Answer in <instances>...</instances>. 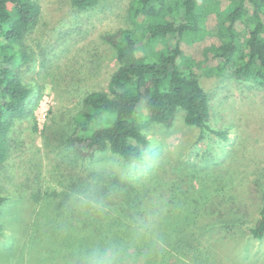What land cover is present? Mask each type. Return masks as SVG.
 Wrapping results in <instances>:
<instances>
[{
    "label": "trees",
    "instance_id": "trees-1",
    "mask_svg": "<svg viewBox=\"0 0 264 264\" xmlns=\"http://www.w3.org/2000/svg\"><path fill=\"white\" fill-rule=\"evenodd\" d=\"M99 1L71 5L87 11ZM41 19L36 0H0V237L7 223L26 225L21 242L14 231L4 263L87 264L103 248L117 250L120 264H216L225 237L212 233L227 221L220 213L225 200L216 202L208 184L195 189L191 176L185 188L180 181L126 180L93 169L86 179L70 176L53 189L37 176L34 186L22 183L28 216L5 214L7 180L16 174L11 158L20 153L12 128L31 116L33 89L23 77L37 65L31 36ZM103 44L112 49L116 70L105 88L84 92L68 117L55 121L61 126L54 137L72 165L86 158L95 164L106 152L139 165L152 126L171 128L181 116L201 137L209 130L211 98L200 74L264 87V0H133L128 24L105 33ZM260 201L249 233L264 240V192ZM26 241L34 260L26 259Z\"/></svg>",
    "mask_w": 264,
    "mask_h": 264
},
{
    "label": "rangeland",
    "instance_id": "rangeland-1",
    "mask_svg": "<svg viewBox=\"0 0 264 264\" xmlns=\"http://www.w3.org/2000/svg\"><path fill=\"white\" fill-rule=\"evenodd\" d=\"M36 1L42 11L41 24L31 36L37 65L33 73L23 77L33 89L31 116L12 128L19 135L20 153L10 160L16 174L7 180L9 191H2L9 198L5 214L14 212L10 219L28 216L29 194L22 183L28 180L25 183L34 186L37 176L49 189L70 176L84 180L93 169L126 180L133 177L142 181L152 176L163 182L180 181L185 188L191 176L195 189L208 184L216 202L225 200L220 213L226 212L227 221L212 233L225 237L222 245H217L216 264H264V240L254 239L249 233L264 192V87L200 74L199 82L211 98L205 135L201 137L198 128L184 125L178 116L171 128L154 125L148 130L149 144L139 165L127 166L109 152L98 155L95 164L86 158L72 165L66 158L67 151L54 137L61 126L56 122L68 117L84 92L106 87L118 64L112 49L103 44V36L128 24L133 0H100L87 11L76 10L72 0ZM20 195L22 205L16 200ZM32 224L35 230V217ZM25 228L5 225L4 237H0V264H5L10 240L17 235L14 231L20 230L21 242ZM34 230L28 228L27 232L32 234ZM23 247L31 256L26 259L34 260L35 249L29 251L27 241ZM21 262L19 258L18 264Z\"/></svg>",
    "mask_w": 264,
    "mask_h": 264
},
{
    "label": "clouds",
    "instance_id": "clouds-1",
    "mask_svg": "<svg viewBox=\"0 0 264 264\" xmlns=\"http://www.w3.org/2000/svg\"><path fill=\"white\" fill-rule=\"evenodd\" d=\"M87 264H120L119 253L115 249H96L87 257Z\"/></svg>",
    "mask_w": 264,
    "mask_h": 264
}]
</instances>
